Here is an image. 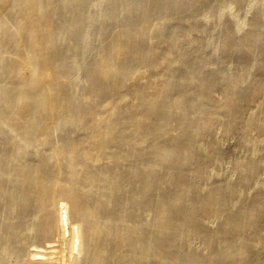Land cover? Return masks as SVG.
<instances>
[{
	"label": "bare ground",
	"instance_id": "6f19581e",
	"mask_svg": "<svg viewBox=\"0 0 264 264\" xmlns=\"http://www.w3.org/2000/svg\"><path fill=\"white\" fill-rule=\"evenodd\" d=\"M0 264H264L263 0H0Z\"/></svg>",
	"mask_w": 264,
	"mask_h": 264
},
{
	"label": "rangeland",
	"instance_id": "374dc122",
	"mask_svg": "<svg viewBox=\"0 0 264 264\" xmlns=\"http://www.w3.org/2000/svg\"><path fill=\"white\" fill-rule=\"evenodd\" d=\"M263 3H264V0H263ZM117 29V26L116 25H113L112 27H111V30L112 31H114V30H116ZM90 54H91V51H92V54L91 55H93L95 52H96V47L95 46H92L91 48H90ZM179 53H178V51L176 50V51H174V52H172L171 53V55H172V57H175V56H177ZM208 65H211V62H209L208 63ZM219 90V92H217V91H215L214 92V96L215 97H217L218 96V93L220 94V88L218 89ZM129 104L130 103H128V104H126L125 106L126 107H128L129 106ZM251 107H253V106H251ZM58 132V131H57ZM56 131L53 133V136L54 137H56V138H54L56 141L57 140H60V138H61V135H60V133L58 132L57 133ZM58 135H60V136H58ZM55 134V135H54ZM250 134V136L252 137V138H254V139H256L257 138V133L256 132H252V133H249ZM252 134V135H251ZM57 137H59V138H57ZM240 138H242L241 137V135H239L238 133H234V134H232L231 136H229V137H227V138H225V140H224V143H225V148L227 149V151L231 154V155H234L236 152H237V148H238V146H237V142H238V140L240 139ZM53 139V141H55ZM226 166H227V164H226ZM227 168V167H226ZM228 169V168H227Z\"/></svg>",
	"mask_w": 264,
	"mask_h": 264
}]
</instances>
